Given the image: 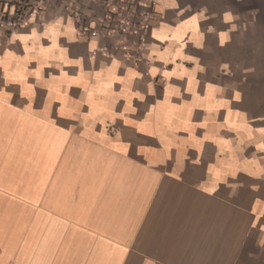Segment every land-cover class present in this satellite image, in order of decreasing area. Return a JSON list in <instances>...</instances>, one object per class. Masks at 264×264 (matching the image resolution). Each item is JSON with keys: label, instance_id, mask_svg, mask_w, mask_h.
<instances>
[{"label": "crops", "instance_id": "crops-1", "mask_svg": "<svg viewBox=\"0 0 264 264\" xmlns=\"http://www.w3.org/2000/svg\"><path fill=\"white\" fill-rule=\"evenodd\" d=\"M152 1L0 31V264H264V0Z\"/></svg>", "mask_w": 264, "mask_h": 264}, {"label": "built area", "instance_id": "built-area-1", "mask_svg": "<svg viewBox=\"0 0 264 264\" xmlns=\"http://www.w3.org/2000/svg\"><path fill=\"white\" fill-rule=\"evenodd\" d=\"M152 0H105L107 6L106 17L100 22V31L109 37H116L120 43L129 35L142 38L148 31L152 18ZM30 0H16V5L0 7V31L15 30L23 25L29 16L37 12L38 7ZM83 31H92L88 25L83 26Z\"/></svg>", "mask_w": 264, "mask_h": 264}]
</instances>
